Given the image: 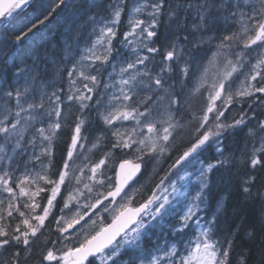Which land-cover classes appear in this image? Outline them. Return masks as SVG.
I'll use <instances>...</instances> for the list:
<instances>
[{
  "label": "snow or ice",
  "instance_id": "snow-or-ice-1",
  "mask_svg": "<svg viewBox=\"0 0 264 264\" xmlns=\"http://www.w3.org/2000/svg\"><path fill=\"white\" fill-rule=\"evenodd\" d=\"M34 2L0 0V32L11 29L21 47L53 14L73 7L48 0L47 8L24 15ZM95 7L104 12L99 19L88 16ZM77 11L91 31L85 37L70 30V55L54 59L53 71L34 62L23 88L0 89V258L6 256L0 264H34L43 230L51 235L36 264H247L242 251L233 257L235 232L222 236L226 207L209 200L208 173L224 167V159L197 169L181 211L167 195L135 200L139 177L177 141L184 148L172 169L197 158L209 141L241 132L252 145L251 168H264V0H105L103 6L85 0ZM162 24L175 28L163 52L155 46ZM57 75L67 77L66 93ZM74 105L78 114L70 119ZM93 110L101 128L89 141L83 130ZM65 127V154L53 171V145ZM102 144L107 151L92 160L89 153ZM117 150L123 156L110 167ZM165 180L168 174L160 184ZM168 187L177 191L176 183ZM254 187L250 176L241 190L264 201V188L254 193ZM146 217H170L171 242H154L149 251L144 245L153 226Z\"/></svg>",
  "mask_w": 264,
  "mask_h": 264
},
{
  "label": "rangeland",
  "instance_id": "rangeland-1",
  "mask_svg": "<svg viewBox=\"0 0 264 264\" xmlns=\"http://www.w3.org/2000/svg\"><path fill=\"white\" fill-rule=\"evenodd\" d=\"M66 2L73 5L66 12H64L61 16H57L58 18H62L67 23L70 21L78 20V24L76 25V29L72 30L71 27H67L70 34V30L74 33L76 30H80L84 32L85 37L88 32L91 31L89 27L87 17L83 16V13L77 11L80 4L85 2V0H66ZM130 4L135 3V0H129ZM86 3L91 6L92 4L103 6L105 0H86ZM43 4L44 8L48 7V0H36L30 7L25 9L24 15L31 17L35 10L38 9V6ZM59 12L60 10L57 9ZM78 14V15H77ZM81 14V16H79ZM104 15L102 7L90 8L88 12V16H96L99 19L100 16ZM53 16H56L53 14ZM79 16V18H77ZM67 25V24H66ZM126 28V20L122 19L120 25V31L123 32ZM9 31L12 33L11 29ZM175 31V28H169L166 24H162L158 29V37L156 38V47L161 49V52L165 50V45L168 42L171 33ZM14 36V35H13ZM15 37V36H14ZM119 38V37H118ZM8 39V37H7ZM58 46L54 44H47V46L40 51L39 55L34 56L33 60L28 64H23L16 71L14 76L8 81L6 78L0 77V89H9V88H23L26 83L31 78V68L35 63L39 64L41 68H43L46 64L49 66V70L53 71L52 62L54 59H63L70 55L68 52L69 44H74V41L69 40L68 35H61L59 38ZM58 42V41H56ZM43 45H46L43 43ZM49 45V46H48ZM118 46V45H117ZM180 44H177L179 47ZM5 48L3 51L2 49ZM8 49L7 44H0V56H5L6 50ZM142 54H148L146 52H142ZM151 55V54H148ZM210 55V53H209ZM0 57V58H1ZM162 61V55L160 53L156 54L153 63L155 65H159ZM207 64V60L204 61ZM65 65H61L64 67ZM70 67V64L66 65ZM111 71V69H109ZM118 71V68H117ZM209 71L212 72L214 69L209 68ZM56 80L58 83H63V91L66 93L68 90L67 77L64 76L61 81V77L57 75ZM107 80V77H104ZM194 106L199 107L201 101L199 99L195 100ZM69 112V118L72 119L78 114V105H74ZM101 125L96 122V113L93 110L92 115L88 118L85 128L83 130V135L89 138V141H94L95 138L100 135ZM70 132V128L65 127L62 129V134H58L59 138L54 142L53 145V156L51 157L53 162V171L55 170V166L60 165L61 157L65 154V143L68 140V133ZM222 143H215L209 141V143L200 150L197 158L191 159L190 162H187L185 165H182L180 168L172 169L169 166L174 163L176 158L182 153L184 145L177 141L175 145L172 146L169 153H165L159 160V163L153 162L149 164L148 168L145 170L143 176L139 178V184H137V188L140 189L139 194L136 196V204L142 203L144 200L149 198L154 192L157 196H165L167 195L169 199L172 201V207H174L177 211H181L184 209V205L186 203V196L188 193L194 190V187L197 183V169L203 167H207L209 163L215 164L218 159H224L226 164L224 167L215 168L210 173H208V178L210 180V192H209V200L211 205H215L217 200H220L221 203L226 207V203L233 193L237 191H242V185L246 179L250 176L255 177V187L253 188V192L257 189L264 188V168L261 166H257L256 169L251 168L250 162H248V156L251 155L252 145L245 138V133H237L236 136H228L227 138H222ZM106 143V142H105ZM90 145H86V150ZM223 149V156H221L220 152L217 151V148ZM104 151H107V148L104 144L101 145L99 150H93L92 153H89L90 158L92 160H96L98 156L102 155ZM39 152V149H37ZM123 156L118 150L116 155L110 160L109 166H118L121 157ZM130 158V157H129ZM155 170V172H154ZM168 174V180H165L163 184H160L161 178ZM191 174V175H189ZM180 176H185L186 179L180 180ZM169 181L176 183L177 191L173 192L171 188L168 187ZM160 185L158 188L157 185ZM142 186V187H141ZM245 196V194H243ZM246 198V197H245ZM258 198V200L262 201L259 197H255L253 199ZM247 199V198H246ZM247 199V200H253ZM264 202V201H263ZM207 216H211L213 212V207L207 208ZM201 216H205V213H200ZM205 216V218H207ZM225 213L220 220V227L222 230V236L227 235L228 232H239L242 230L244 224L241 221L233 222ZM148 222L153 226L152 232L148 234L149 239L145 241V247L151 251L153 248L154 242H159L161 246H163L166 242H171L170 238L167 237V233L170 228V224L174 223V221L170 217H165L164 219H159L157 221H151L149 218H145ZM6 223H10L15 225L18 223V220L9 219L5 221ZM203 226V224H202ZM192 228L195 230V224L192 225ZM198 231V230H197ZM39 235V239L36 241L35 247V257L34 264L40 260L41 250L43 248V242L45 239L51 235L47 230H43V235ZM0 259H6L2 257ZM47 264V262H45Z\"/></svg>",
  "mask_w": 264,
  "mask_h": 264
},
{
  "label": "trees",
  "instance_id": "trees-1",
  "mask_svg": "<svg viewBox=\"0 0 264 264\" xmlns=\"http://www.w3.org/2000/svg\"><path fill=\"white\" fill-rule=\"evenodd\" d=\"M78 23V20L67 23L62 18L52 16L46 27L41 26V34L31 41L23 42L22 47L16 45L15 37L9 29L0 32V44L6 43L8 47L5 56H0V77L2 76L10 81L15 71L23 64L30 63L34 56L39 55L47 44L54 46L53 43H55L58 46V38L61 35L65 36L67 34L69 37L66 28L70 26L74 30ZM43 43L46 45H43ZM225 213L229 217L228 219L233 222L241 221L244 224L242 230L235 233L233 257L238 256L242 251L247 257V264H264V202L258 200V198L247 200L243 192L239 190L230 195L226 203Z\"/></svg>",
  "mask_w": 264,
  "mask_h": 264
},
{
  "label": "water",
  "instance_id": "water-1",
  "mask_svg": "<svg viewBox=\"0 0 264 264\" xmlns=\"http://www.w3.org/2000/svg\"><path fill=\"white\" fill-rule=\"evenodd\" d=\"M140 178V177H139Z\"/></svg>",
  "mask_w": 264,
  "mask_h": 264
}]
</instances>
